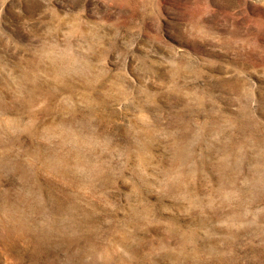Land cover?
<instances>
[{
  "label": "rangeland",
  "instance_id": "obj_1",
  "mask_svg": "<svg viewBox=\"0 0 264 264\" xmlns=\"http://www.w3.org/2000/svg\"><path fill=\"white\" fill-rule=\"evenodd\" d=\"M0 264H264V0H0Z\"/></svg>",
  "mask_w": 264,
  "mask_h": 264
}]
</instances>
